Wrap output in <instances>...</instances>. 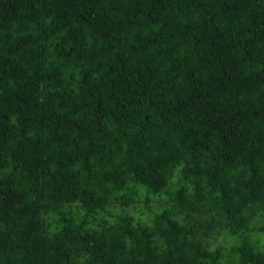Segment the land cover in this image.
<instances>
[{
  "label": "trees",
  "instance_id": "1",
  "mask_svg": "<svg viewBox=\"0 0 264 264\" xmlns=\"http://www.w3.org/2000/svg\"><path fill=\"white\" fill-rule=\"evenodd\" d=\"M260 234L264 0H0V264H264Z\"/></svg>",
  "mask_w": 264,
  "mask_h": 264
},
{
  "label": "rangeland",
  "instance_id": "2",
  "mask_svg": "<svg viewBox=\"0 0 264 264\" xmlns=\"http://www.w3.org/2000/svg\"><path fill=\"white\" fill-rule=\"evenodd\" d=\"M256 234H258V233H255V236H257ZM260 237L263 238L261 240L263 241L262 243H264V234H260Z\"/></svg>",
  "mask_w": 264,
  "mask_h": 264
}]
</instances>
